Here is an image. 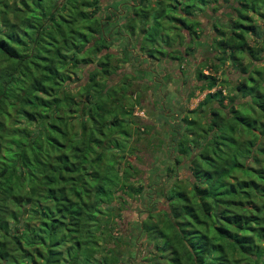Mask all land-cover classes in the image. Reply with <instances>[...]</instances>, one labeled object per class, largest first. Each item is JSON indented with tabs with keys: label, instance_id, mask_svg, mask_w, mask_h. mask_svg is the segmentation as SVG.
<instances>
[{
	"label": "trees",
	"instance_id": "obj_1",
	"mask_svg": "<svg viewBox=\"0 0 264 264\" xmlns=\"http://www.w3.org/2000/svg\"><path fill=\"white\" fill-rule=\"evenodd\" d=\"M0 264H264V0H0Z\"/></svg>",
	"mask_w": 264,
	"mask_h": 264
},
{
	"label": "rangeland",
	"instance_id": "obj_2",
	"mask_svg": "<svg viewBox=\"0 0 264 264\" xmlns=\"http://www.w3.org/2000/svg\"><path fill=\"white\" fill-rule=\"evenodd\" d=\"M173 86V85H172ZM195 94H197V93H195ZM179 95V96H178ZM180 96H183V91H179L176 95H170V102L172 103V102H175L176 100H177V98L178 97H180ZM202 96V93L201 94H198L195 98H192V99H190L189 100V103H188V107L190 108V107H192V106H194V104H195V102L200 98ZM174 108H177V106H175L174 105ZM135 113L137 114V115H142V113H141V111L140 110H138V109H135ZM135 212H136V209H133V211H132V213L133 214H131L132 215V217L134 218V214H135ZM130 213V212H129ZM142 236L140 235V236H137L135 239H137L136 240V242L139 244V242L141 241V238ZM140 250V253H142V251H143V253L145 252L144 251V249H142L141 247H139L138 246V251ZM139 254V253H138ZM136 259H138V256L136 257Z\"/></svg>",
	"mask_w": 264,
	"mask_h": 264
}]
</instances>
